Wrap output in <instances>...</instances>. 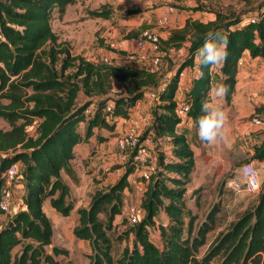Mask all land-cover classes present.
I'll list each match as a JSON object with an SVG mask.
<instances>
[{
  "label": "trees",
  "instance_id": "1",
  "mask_svg": "<svg viewBox=\"0 0 264 264\" xmlns=\"http://www.w3.org/2000/svg\"><path fill=\"white\" fill-rule=\"evenodd\" d=\"M75 1L0 0V97L7 101L0 104V120L10 125L8 130L0 128V192L8 167L21 163L25 168L23 208L9 221L0 220V264H60L56 257L68 251L52 244L53 224L44 203L49 200L63 217L72 213L75 205L62 173L73 178L70 164L76 146L87 142L94 129L114 131L115 120L128 119L131 110L150 91L159 92L151 130L161 152L157 171L142 194L144 216L129 229L134 236L132 247H126L122 257L115 260L108 231L122 213L126 191L132 189L128 178L134 168L127 166L115 184L95 192L88 207L75 213L73 235L89 243V264H210L217 258L222 259L221 264H264V182L256 204L219 233L203 257L198 258L214 229L219 208L211 209L193 235L195 216L186 201L193 193L197 161L202 162L208 143L200 138L189 141L180 133L184 119L177 113L180 73L197 66L200 75L191 83L186 115L197 131V118L203 114L201 101L209 100L213 87L214 66H202L196 57L209 31L228 37V56L221 73L222 83L229 87L224 100L231 103L241 58L245 53L251 58L264 57V4L257 10L256 21L201 5L183 8L212 14L214 19L189 18L183 27L171 30L161 40L165 57L170 50L186 51L176 71L165 78V72L152 70L149 65L126 66L74 55L53 30L52 16L56 9L64 11ZM89 15L107 20L111 12L104 6ZM149 29L142 25L141 32H129L127 39H136ZM106 47L126 55L110 44ZM263 114L264 105L255 109V115ZM252 160L264 161V139L255 148ZM212 161L203 173L213 170ZM203 173L200 170L199 175ZM160 215L167 222H157ZM152 230L157 232L156 241ZM46 248L51 253H46Z\"/></svg>",
  "mask_w": 264,
  "mask_h": 264
},
{
  "label": "rangeland",
  "instance_id": "2",
  "mask_svg": "<svg viewBox=\"0 0 264 264\" xmlns=\"http://www.w3.org/2000/svg\"><path fill=\"white\" fill-rule=\"evenodd\" d=\"M262 4H264V0H76L74 4L69 5L64 11H59L58 9L54 11L52 16V27L59 36V39L67 42L71 50L76 51L77 49L83 48L85 54L90 52L89 60H101L104 57L101 58V55L98 53L99 48L105 46L103 49L109 51L106 47L108 44H111L112 41H117L119 38L126 39V35L129 32H141L142 25H146L150 28L149 31L158 33L161 40H164L166 34L170 33L172 29L171 19L175 16L180 17L184 11L183 8H194L201 5L207 10L222 11L227 14L235 13L237 16L244 15V19H249L257 17V10ZM104 6L111 12L110 18L107 19V21H104V19L92 18L89 15V12L100 10L104 8ZM137 9L141 10L140 13L129 14V12ZM163 9L174 10L170 12V24L167 27H162L158 23L160 13ZM144 13H147L149 17L145 19L146 21H143L142 25H138L141 19L145 17ZM197 14L202 15L201 12H197ZM127 22H131L130 25H128ZM108 28L110 32L113 31V28H120V34L119 32L117 33L119 34V38H112L106 35L105 32ZM129 28L133 29L126 31ZM100 42H103L102 47ZM130 56L134 58L122 59L118 61L119 64L136 67H145L149 65L147 62L140 60L135 53H131ZM183 58V56L180 57V50H170L169 56H164L162 58L159 69L161 70L166 66L168 70H172L174 73L180 63V59ZM112 62L115 63V60L112 59ZM5 103H7V101L0 97V104ZM253 118L254 116L244 120V123L247 121L252 122ZM0 128L8 130L10 129V125L0 120ZM33 134L34 132L31 133V135ZM231 138H234L236 141H233L232 145H230L231 142L229 139V143L222 139L211 147V150L220 149L222 158L215 157L206 150L204 156L201 157L202 162L199 164L197 161L198 171L194 174V177L197 178L192 181L193 193L191 198L188 199L189 201H186V207L191 211V214L195 216L193 235L196 234L198 227L206 220L211 209L214 206L219 208L214 229L208 234L206 244L197 254L199 259L203 257L208 246L219 233L226 231L244 211L252 208L257 202L259 192L253 194L244 190H233L228 186V182L231 180H243L240 169L241 166L245 163L252 162L259 171L261 185H263L264 182V164L252 160L254 150L257 147L253 134V139L251 141L249 139L246 141L243 139L241 140L236 136H232ZM208 144L206 146H208ZM210 160H214L210 163V165L212 164L213 166V170L205 174L203 173L204 167L209 165L208 162ZM81 169L83 172L84 166H81ZM111 169L113 170L114 168L112 167ZM200 170L201 173H203L201 175H199ZM74 172H77V168L74 169ZM108 172L110 171L106 173ZM135 178L138 182L141 179L140 176ZM95 184H97V180H95ZM144 185L141 189L132 187V189L127 192L122 213L116 217L111 229L108 231V236L112 240V256L115 260L122 257L126 247H132L134 236L128 232L133 225L128 221V212L131 207L141 210L140 208L142 207L138 204V201H142V194L147 184L146 186ZM21 196L22 195L19 197ZM73 202L76 207L77 200L74 199ZM51 222L52 224L55 223L54 218H51ZM157 222H167V219L165 216L160 215L157 218ZM187 222L188 218L186 219V223ZM62 225L65 224L63 223L61 226ZM66 227L68 228V225H66ZM152 238L154 241L157 239V232L154 230H152ZM52 244L60 249L68 251L67 255L56 257V260L60 264H89V255L91 254L89 243L77 240L73 235L72 228L66 229V231L63 232L60 229V225H53ZM45 250L46 253H51L50 248H46ZM221 261V258H217L210 264H221Z\"/></svg>",
  "mask_w": 264,
  "mask_h": 264
},
{
  "label": "crops",
  "instance_id": "3",
  "mask_svg": "<svg viewBox=\"0 0 264 264\" xmlns=\"http://www.w3.org/2000/svg\"><path fill=\"white\" fill-rule=\"evenodd\" d=\"M144 14L145 17L141 19V22L138 25H142L143 21L147 19V17H149L147 13ZM189 18L209 21L213 20L214 16L209 13H202V15H198L193 11L184 10L180 17L175 16L173 17V19H171V30L183 27L185 21ZM130 23L131 22H127L128 25H130ZM130 29L133 28H129L126 31H129ZM109 30V28L106 30V35L112 38H119V34L121 31L120 28H113L112 32H110ZM118 32L119 34H117ZM168 35L169 33L166 34L164 39H166ZM111 44L114 45L113 47L116 50L123 51L126 55H120L114 51H107L103 48H99L98 53L101 55V58L104 57L108 58L109 60L114 59L115 63L117 64H119L118 61L129 58L131 53H135L139 58L142 56L148 57L149 55H151L149 46L146 45L143 48H138L135 44V39L119 38L117 41H112ZM71 51L74 55H82L89 59L90 52H87L85 54L83 48L77 49L76 51ZM185 55L186 51L182 49L180 51V57H185ZM104 58H102L101 60H103ZM243 58L244 66L239 70L237 76V87L231 103L226 104L224 97L217 99L211 95L209 96V102L213 106L222 109L227 116V122L224 127L222 138H219L215 143H209L206 148L207 152H210V154H213L218 158H222L221 150H211V147L222 139L227 143H229L230 140V145H232L233 141L236 142L234 138H231L232 136L239 137L241 140L243 139L246 141L249 139L251 141L253 139V134L257 147L264 139V123L257 126L253 125L250 121L244 123V120L252 118L253 116H259L262 120H264V114L254 115L255 109L257 107H260L261 105H264V57L251 58L248 53H245ZM90 60L97 61V59ZM140 60L142 59L140 58ZM221 66L222 65L213 67V87L217 84L222 83ZM161 71L165 72V78L170 77L173 73V71L168 70L166 66L161 69ZM186 73L187 75L182 80L180 84V90H178L177 93L178 103L188 101L187 98L191 90V83L200 75L197 66L193 69H186ZM156 105L157 102L152 100L147 93L144 98L140 102H138V104L131 110L128 119L117 118L115 120L116 127L114 131L94 129V134L89 138L87 142L82 141L78 146H76L74 159L70 164L74 179L70 178L67 174L64 173H62V179L64 183L69 187L70 199L72 201L76 199L77 204L68 217H63L52 208L49 200L46 201L44 203V211L46 212L50 220L51 218H54L55 223L53 225H60V229L63 232L66 231V229L68 230L69 228H72L73 230L75 224V213L77 209L88 207L95 192L115 184L118 179L125 173L127 166L123 165L119 161L116 142L117 137L121 134L126 133L132 128L137 129L143 134H151L154 137L151 126L153 125L155 119ZM179 132L184 134L189 141H192L194 138H199L195 128V123L191 120L185 119L180 125ZM82 136L84 137V130L82 131ZM101 138L103 139L101 140ZM160 152L161 148L157 145V143L155 144L154 142V144L150 146L151 156L158 160V155ZM259 163L264 164V161ZM81 166H84L83 172ZM73 167L74 169L77 168L76 173L74 172ZM112 167L114 168L113 170L111 169ZM19 168L20 175L12 186L15 195L12 209L10 215L0 216L1 222L9 221L19 210L23 208L22 200L19 196L24 193L23 173L25 168L21 163H19ZM107 171L110 172L106 173ZM137 175L139 176V174L134 171V173L129 176L128 180L131 187H134L135 189H141L144 183V186H146L148 181L140 179V181L138 182L135 178L138 177ZM95 180H97V184H95ZM128 191H126L125 195ZM138 204H140L141 206V202L138 201ZM140 209L141 210L139 211V217L141 220L144 216V212L142 208ZM63 223L65 225L61 226V224ZM66 225H68V228L66 227Z\"/></svg>",
  "mask_w": 264,
  "mask_h": 264
},
{
  "label": "built area",
  "instance_id": "4",
  "mask_svg": "<svg viewBox=\"0 0 264 264\" xmlns=\"http://www.w3.org/2000/svg\"><path fill=\"white\" fill-rule=\"evenodd\" d=\"M173 9H163L160 13L158 23L162 27H167L170 24V12ZM256 21V18L246 19ZM135 44L138 48H143L146 45L149 46L151 55L140 57L142 61L147 62L152 70H158L161 65V60L164 57V53L161 51V37L158 33L146 30L140 36L135 39ZM111 48L115 49L113 44H110ZM134 58L129 56V59ZM107 63H113L108 58L103 59ZM244 66V58H241L239 62V69ZM186 71L180 73V80L186 77ZM149 97L156 101L159 97L158 91L148 92ZM190 104L188 101L179 103L177 113L179 117L186 119V115L189 111ZM111 110V107H108ZM36 123V122H35ZM254 125H261L264 120L257 116L252 119ZM117 153L119 161L125 166H132L134 171L139 174L140 178L149 181L151 176L157 171L156 159L151 156L150 146L154 144V137L151 134H143L135 128L130 129L124 134L117 137ZM241 174L243 180H231L228 182V186L233 190H244L248 193L260 192L262 185L260 181V174L258 169L252 162L245 163L241 166ZM20 175V168L18 164H13L8 167L3 173L4 185L0 192V210L3 215H10L12 205L14 202V190L13 184L16 182ZM139 209L135 207L129 208L128 221L132 225H136L140 222Z\"/></svg>",
  "mask_w": 264,
  "mask_h": 264
},
{
  "label": "clouds",
  "instance_id": "5",
  "mask_svg": "<svg viewBox=\"0 0 264 264\" xmlns=\"http://www.w3.org/2000/svg\"><path fill=\"white\" fill-rule=\"evenodd\" d=\"M228 37L220 32L209 31L204 42L196 51V57L202 66L212 67L222 65L228 56ZM229 87L223 83L210 89V95L219 99L225 97ZM201 112L197 118V134L206 143H215L222 138L227 116L219 107L213 106L209 100L201 101Z\"/></svg>",
  "mask_w": 264,
  "mask_h": 264
}]
</instances>
